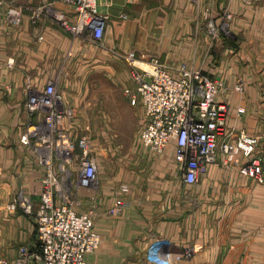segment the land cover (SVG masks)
<instances>
[{
    "label": "crops",
    "instance_id": "obj_1",
    "mask_svg": "<svg viewBox=\"0 0 264 264\" xmlns=\"http://www.w3.org/2000/svg\"><path fill=\"white\" fill-rule=\"evenodd\" d=\"M14 1L28 7L42 0ZM58 7L72 16L70 7ZM99 11L109 15L104 48H98L108 60L111 50L134 52L136 62L156 58L173 75L187 63L220 82L219 98L230 106L227 128L260 138L253 156L264 167V0H112ZM22 19L13 27L0 16V259L9 262L21 245L39 251L35 215L41 169L19 140L29 123L26 83L40 90L59 74L60 86L70 91L80 83L70 77L83 75L82 65L96 61L95 46L73 39L56 23L32 24L27 10ZM211 21L215 35L207 25ZM107 71L116 69L107 66ZM135 109L140 131L144 111ZM135 143L128 152L134 157L123 156L119 162L108 157L112 145L95 149L97 184L76 194L79 211L94 209L101 239L97 251L86 256L88 264H150L145 253L156 239L163 242L170 264H264V183L239 172L247 158L239 154L238 164L232 159L211 165L197 185L185 187L172 144L155 155ZM116 179L127 192L119 190ZM119 194L126 205L111 215L108 210ZM24 198L30 201L29 211L20 204ZM188 248L194 252L185 259L182 253Z\"/></svg>",
    "mask_w": 264,
    "mask_h": 264
},
{
    "label": "built area",
    "instance_id": "obj_2",
    "mask_svg": "<svg viewBox=\"0 0 264 264\" xmlns=\"http://www.w3.org/2000/svg\"><path fill=\"white\" fill-rule=\"evenodd\" d=\"M112 0H42L36 6L22 7L14 0H0V16L18 27L24 11L29 12L32 24L42 20L56 23L73 39L85 44L104 48V32L109 15L99 11L100 6L109 7ZM58 5L72 9V16ZM229 14L225 15L230 20ZM209 31L215 35L211 21ZM226 31V27H221ZM39 40L43 39L39 35ZM110 53L132 65V86L123 89L129 104L144 111L138 141L155 155H162L168 145L174 146V160L185 187H194L207 174L211 165L226 164L237 155L247 158L239 164V172L258 184L264 183V167L256 153L260 138L249 135L244 129L229 130L226 126L229 103L219 98L221 83L201 70L181 63L177 75L156 58L148 61L152 70L135 65L134 52ZM68 52L66 58L71 56ZM60 75L50 79L43 89L26 83L27 99L24 103L29 123L19 140L29 149L40 174V199L35 215L36 237L39 251L27 245L18 248L17 257L0 264H88L86 256L97 251L100 235L95 229L94 209L79 211L81 201L76 194L81 188L96 186L98 164L94 144L88 134L81 130L77 111L65 103L60 86ZM241 90L240 86L236 87ZM242 113V109H238ZM121 191L126 190L121 185ZM20 204L29 211L30 201ZM126 201L118 195L111 215L122 212ZM194 250L186 249L182 256L191 258ZM150 264H170L169 253L163 242L154 240L145 253Z\"/></svg>",
    "mask_w": 264,
    "mask_h": 264
},
{
    "label": "rangeland",
    "instance_id": "obj_3",
    "mask_svg": "<svg viewBox=\"0 0 264 264\" xmlns=\"http://www.w3.org/2000/svg\"><path fill=\"white\" fill-rule=\"evenodd\" d=\"M94 48L96 49V61L92 59L89 63L86 62L82 65L79 72H83V75L70 77L76 82L80 80V83L72 85L70 91L67 87L66 92L61 86L59 89L62 91L65 103L77 111L75 122H79L82 127L81 130L78 129L79 134H88L96 150L104 147L108 150L112 145V150L108 151V157L119 162L120 157H134L133 152L130 154L128 152L129 149L136 146L135 141L138 140L140 127L139 111L130 106L123 93V89L131 87L132 84L130 76L132 65L114 55H110L112 58L110 57L108 60L109 56L104 55L98 49L100 47ZM98 60H103L104 64L99 63ZM135 65L139 68L152 70L151 66H144L140 62H136ZM107 66H114L116 71L108 72ZM83 78L84 82H82ZM68 101L71 104H68ZM114 144H118V149ZM132 145L133 147H130ZM94 155L96 156V153ZM102 155L105 157L103 151L102 154H99L101 159H103ZM114 165L117 168L115 171L120 172L119 164ZM100 166L103 167L102 164ZM115 182L120 190L122 185L120 180L116 179ZM124 192H127V188ZM119 195L123 197L122 194Z\"/></svg>",
    "mask_w": 264,
    "mask_h": 264
},
{
    "label": "bare ground",
    "instance_id": "obj_4",
    "mask_svg": "<svg viewBox=\"0 0 264 264\" xmlns=\"http://www.w3.org/2000/svg\"><path fill=\"white\" fill-rule=\"evenodd\" d=\"M140 64H142V65H144V66H145V65H148V64H146V63H140ZM148 67H149V65H148Z\"/></svg>",
    "mask_w": 264,
    "mask_h": 264
}]
</instances>
